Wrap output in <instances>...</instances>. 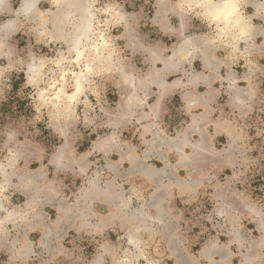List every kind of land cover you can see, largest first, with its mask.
<instances>
[{"label": "rangeland", "instance_id": "obj_1", "mask_svg": "<svg viewBox=\"0 0 264 264\" xmlns=\"http://www.w3.org/2000/svg\"><path fill=\"white\" fill-rule=\"evenodd\" d=\"M90 1L113 56L92 60L88 74L53 23L38 17L3 44L0 264H241L242 255L264 264V58L238 54L219 70L224 80L183 86L202 64L195 57L163 73L161 59L180 38L151 25L156 0ZM38 7L56 10L50 2ZM198 34L216 31L185 32ZM32 58L35 74L27 73ZM80 71L84 88L67 99ZM155 73L166 91L151 82ZM208 90V113L187 109L188 94ZM194 124L200 129L187 131ZM142 169L168 173L174 186ZM158 194L160 214L151 205Z\"/></svg>", "mask_w": 264, "mask_h": 264}, {"label": "crops", "instance_id": "obj_2", "mask_svg": "<svg viewBox=\"0 0 264 264\" xmlns=\"http://www.w3.org/2000/svg\"><path fill=\"white\" fill-rule=\"evenodd\" d=\"M40 3H49V1L43 0ZM7 5L10 11H13L15 9L13 0H7ZM242 7L244 19L247 22L246 25H248L247 33L245 35L235 34L234 30L230 29L226 34H220L216 29V21L210 19L205 15L206 10L204 8L195 7V4H193V0H156L153 18L150 20L151 25L161 30L164 34L173 35L174 37L178 36L180 38L179 43L171 50V56L166 60L161 59V62L163 63V73L177 69L181 62L187 61L189 59L192 60L193 58L197 57L198 61H200V63L202 64L203 72H186L187 75H185V82H183V86H196L198 83H203L209 88L212 82H215L218 79L220 81L225 79L218 74L219 70L222 68V65L224 63L233 61L238 54L242 55V59L244 60L247 55L250 56V52L252 53V51H254L255 54L261 55L260 59H263L264 0H244ZM9 10L0 11V21H2L3 18H8L11 16L12 12H9ZM18 20V24L20 26H18L15 31L10 32L9 35H4V30H0V33H2L3 36H1V38H3L1 41L2 47L3 44H5L4 42L17 34L21 30V26H24V23L29 22L31 18L18 17ZM174 20L176 21V23L172 24ZM2 23H0V25ZM173 26L177 27L175 28ZM195 26H206L209 27V29L214 28L216 34L213 35L212 38L207 37L206 34H204L203 36L201 34H198L194 35L193 37L190 35H185V32H189L190 29H195ZM2 47L0 50H2L3 52L0 53V56L4 53ZM241 47L244 48V51L241 50ZM219 48L223 49L225 52V55L222 58L218 57V55L222 56L220 53H218ZM151 54L152 57L156 59V55L153 54V52H151ZM158 59L160 58L157 57V60ZM155 74H153V76L151 77V82L161 86V88L166 91L167 89L165 88V84L163 81H161L160 78L162 74ZM229 76L230 74L227 77ZM176 83H180V81H177ZM138 87L135 88V91L136 89H138ZM144 87H146V84L142 82L139 88L144 89ZM232 91L235 93V102L241 103L243 92L239 91L238 89ZM209 94V90L202 95L200 94L199 96H196V94L192 93L188 94L187 96L189 98L187 99V109L191 107L202 106L208 113L209 107L207 100L209 99ZM208 115H203V121H205V123L209 121ZM194 123H196V121H194ZM216 126L218 125L216 124ZM188 127L191 126L189 125ZM191 129L192 130L187 131H193V129L199 130L200 128L199 125L195 124ZM183 135L188 136L187 133H183ZM182 145L184 146L185 144L182 143ZM178 147L179 146L175 144L174 148ZM179 151V153H181V151L183 150L179 149ZM182 159L183 156H181L179 159L178 165L180 167L185 164ZM1 171L3 172V170ZM142 173L144 174V176L151 179L150 176L145 175L146 173ZM156 173L157 177L151 180H159L165 174L166 177H168V180L170 179L166 187H168L169 189L174 186V182L171 181V176L168 173L162 174L161 172H159L162 175L158 172ZM182 187H184V185H182ZM2 191L3 187L0 186V194L2 193ZM160 195L161 194L156 195L154 197L156 203L151 204L156 211H158L157 207H160ZM208 254L205 253V249H203L202 256L208 257ZM242 260L244 262H241V264H246L248 261H251V259L247 257V255H242Z\"/></svg>", "mask_w": 264, "mask_h": 264}, {"label": "bare ground", "instance_id": "obj_3", "mask_svg": "<svg viewBox=\"0 0 264 264\" xmlns=\"http://www.w3.org/2000/svg\"><path fill=\"white\" fill-rule=\"evenodd\" d=\"M41 1H43V0H20L19 1L20 4L17 6V8L14 9L13 11H10L8 9L7 0H0V8L3 9L0 11L9 10V12H12L11 16L5 22H3L0 25L1 26L0 30H4V33H5L4 35H6V36L9 35L10 32L15 31L17 29V27L20 26L18 24V21H19L18 17H25V18H28V17L37 18L38 17L46 25H47V23H53V25H54L53 26V33L55 34V36L57 38L65 39V41H68V45H69L68 51L73 52L75 54V57H76L75 61L77 64H79L80 62L85 63L84 64V67H85L84 70L87 71V74H88V72L93 71L92 66L90 64V62L92 60L102 61V60L107 59V58L110 60L112 59V56H113L112 51L109 49V44L106 40V37L104 36V33L102 31H96L97 28L94 26L95 25V21H94L95 14H94L93 9H92L93 4L91 3L90 0H48L50 3H52L56 7V10L55 11L46 10L44 13H41L40 9L38 7ZM200 2H201V0H193V4H195V5L200 3ZM212 2L216 3V4H220V3H223V0H212ZM4 5H7V7H4ZM205 10L207 11V9H205ZM111 11L112 10L110 8H105L103 10L104 13H106V14L109 13L111 17H114L118 13V12H116V13L112 14ZM40 15H42V16H40ZM44 15H47L48 18L44 19V17H43ZM125 24H127V23L125 22ZM244 24H245L247 30L243 35H245L248 31V25H246L247 22L245 21V19H244ZM67 25H70V26H67ZM66 27H69L72 29L70 34H66V31H65ZM44 29H47V28H44ZM216 29L220 34H226L230 29H233L235 34H241V27H239V26L233 27L232 25L226 24L224 22L216 21ZM44 32H45V30L39 31V34L42 35ZM48 33L51 36L50 30ZM93 35H95V39L92 38ZM1 36H2V33H0V49L2 47L1 41L3 39V38H1ZM1 52H3V51L0 50V53ZM31 60H32V62H29L27 64V73L31 72V73L35 74L37 72L38 67L33 63V58ZM86 76L87 75L84 74L82 71H80L77 74H74V81H75L74 92H72L71 94H67L66 95L67 99L73 100L82 92V90L84 88L83 81H87ZM63 79H64V77H63ZM59 92L62 93L63 90L59 89ZM57 98H59L58 95L56 96V100H58ZM55 103H56V101H55ZM191 127H188V130H192ZM184 137H185V139L184 138L182 139V143L186 145L188 137L186 135ZM194 146H196L195 143H194ZM231 146H233V145H231ZM229 149H228V151H229ZM186 157L187 156H185V154H184L183 159H182L184 163H186L185 162ZM0 169L3 170V167ZM142 172L146 173L145 175L150 176L151 179H154L157 177V173H156L157 171H155V170L142 169ZM159 174H161V173H159ZM110 184H111V182H110ZM155 203L156 202L154 200L153 204H155ZM2 206H1V202H0V209L2 208ZM157 209H158V213L160 214V207H157ZM10 216H8V217H10ZM143 217H145V216H143ZM148 218H149V216H148ZM126 235H128V234H126ZM128 237H129L128 240L130 243H132V244L136 243V240H135L136 237L134 235V232L130 233Z\"/></svg>", "mask_w": 264, "mask_h": 264}, {"label": "clouds", "instance_id": "obj_4", "mask_svg": "<svg viewBox=\"0 0 264 264\" xmlns=\"http://www.w3.org/2000/svg\"><path fill=\"white\" fill-rule=\"evenodd\" d=\"M243 3L244 0H223L220 4L213 3L212 0H201L195 7L207 9L205 15L214 21L241 27V35H243L247 30L244 24Z\"/></svg>", "mask_w": 264, "mask_h": 264}]
</instances>
